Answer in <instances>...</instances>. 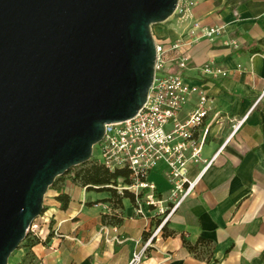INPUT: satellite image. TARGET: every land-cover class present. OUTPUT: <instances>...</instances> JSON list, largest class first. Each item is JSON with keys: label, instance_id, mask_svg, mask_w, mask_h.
Listing matches in <instances>:
<instances>
[{"label": "crops", "instance_id": "crops-1", "mask_svg": "<svg viewBox=\"0 0 264 264\" xmlns=\"http://www.w3.org/2000/svg\"><path fill=\"white\" fill-rule=\"evenodd\" d=\"M189 1L179 0L182 12L154 24L152 34L167 47L183 40L168 50L164 70L190 85L203 83L209 97L211 109L195 133L198 160L186 164V177L197 183L139 264H264V0ZM194 24L220 30L209 40ZM183 56L186 66L179 69L175 60ZM207 62L227 75L202 77L199 68ZM196 101V94L189 97L179 120ZM165 169L158 162L146 177L162 197L168 194ZM58 186L36 218L40 241L20 245L8 264H129L160 222L145 205L136 212L129 198L117 208L104 200L106 192L68 177ZM59 192L70 198L64 209Z\"/></svg>", "mask_w": 264, "mask_h": 264}, {"label": "water", "instance_id": "water-1", "mask_svg": "<svg viewBox=\"0 0 264 264\" xmlns=\"http://www.w3.org/2000/svg\"><path fill=\"white\" fill-rule=\"evenodd\" d=\"M179 0H0V264L54 179L133 117L153 81L151 26Z\"/></svg>", "mask_w": 264, "mask_h": 264}, {"label": "built area", "instance_id": "built-area-1", "mask_svg": "<svg viewBox=\"0 0 264 264\" xmlns=\"http://www.w3.org/2000/svg\"><path fill=\"white\" fill-rule=\"evenodd\" d=\"M191 3L190 0L188 4ZM174 12H182L178 4ZM194 27L200 30L201 36L209 40H213L220 30L218 26L199 27L194 24ZM154 40V75L144 105L133 117L107 124L102 140L95 145L99 154L96 159L110 171L116 168L129 170L131 183L118 185L117 189L119 192L127 189L134 194L136 212H141V206L145 205L154 211L155 216L160 217V222L144 240L141 250L133 252L129 264H139L143 253L165 221L194 190L197 179L189 180L186 177V164L189 160H198L200 148L195 133L211 109L203 83L190 85L181 74L164 70L169 61L168 50L178 49L184 44L183 40L168 47L157 39ZM186 61V56L178 58L175 60L176 67L185 68ZM199 72L202 77L211 78L227 75L223 68L213 62L200 66ZM193 94L197 95L196 105L181 121L179 112ZM239 123L234 126V130ZM158 162H164L166 166V197H162L155 185L146 179L148 172ZM28 230L32 235L35 234L36 219Z\"/></svg>", "mask_w": 264, "mask_h": 264}, {"label": "trees", "instance_id": "trees-1", "mask_svg": "<svg viewBox=\"0 0 264 264\" xmlns=\"http://www.w3.org/2000/svg\"><path fill=\"white\" fill-rule=\"evenodd\" d=\"M130 172L127 168H116L110 171L104 164L99 162L95 157H91L88 161L78 164L69 168L64 174L57 176L53 183L48 187V190L60 187L58 186L61 180L66 177L70 178L74 183L80 186L86 187L87 189L94 188L98 191H104L108 194V197L104 199L112 204L114 207H120L124 198H129L130 201L135 203L134 194L127 189L118 191V185H128L131 183L129 178ZM56 199L60 203L61 208H66L69 202V196L63 192H59ZM107 216H103L104 222L107 221ZM163 228V227H162ZM32 237V238H31ZM40 239L36 235H32L28 230L25 238L20 242V245H34L38 243ZM185 242V241H184ZM186 243V242H185ZM18 246V247H19ZM190 248V246H189Z\"/></svg>", "mask_w": 264, "mask_h": 264}, {"label": "rangeland", "instance_id": "rangeland-1", "mask_svg": "<svg viewBox=\"0 0 264 264\" xmlns=\"http://www.w3.org/2000/svg\"><path fill=\"white\" fill-rule=\"evenodd\" d=\"M152 30H154V26L153 25L151 26V33H152ZM152 36H153V34H152ZM91 157H95V158H98L99 157V154H98V152L96 150V146H93V151H92ZM49 192H50V190H47L44 198L48 197Z\"/></svg>", "mask_w": 264, "mask_h": 264}]
</instances>
